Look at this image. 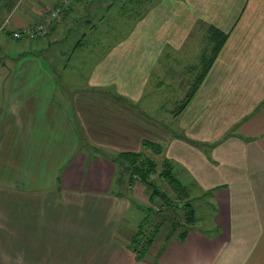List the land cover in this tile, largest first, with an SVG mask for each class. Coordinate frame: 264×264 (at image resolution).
Here are the masks:
<instances>
[{"label":"crops","instance_id":"crops-1","mask_svg":"<svg viewBox=\"0 0 264 264\" xmlns=\"http://www.w3.org/2000/svg\"><path fill=\"white\" fill-rule=\"evenodd\" d=\"M171 3L184 25L218 28L226 41L185 108L182 134L158 127L153 133L140 112L114 99L108 98L116 116L102 101L86 107L99 137L86 132V139L117 152L109 157L81 150L79 130L56 100L53 72L31 52L32 42L40 46L46 37L15 38L14 54L0 65V264H264V0ZM159 7L155 16L167 8ZM37 11H14L6 29L34 27ZM134 50L141 66L144 49ZM234 124L237 132L226 135ZM144 140L167 148L162 157L182 169L186 186L199 178L203 195L212 193L214 227L195 226L167 246L155 242L140 257L129 243L146 204L142 189L121 179L114 159L142 151Z\"/></svg>","mask_w":264,"mask_h":264},{"label":"rangeland","instance_id":"rangeland-1","mask_svg":"<svg viewBox=\"0 0 264 264\" xmlns=\"http://www.w3.org/2000/svg\"><path fill=\"white\" fill-rule=\"evenodd\" d=\"M171 2L175 0H0V65L5 64L8 56L14 54V46L18 43L10 29H6L9 28L8 23L4 21L6 17L16 10L22 13L27 10L32 12L33 9L38 10L39 16L42 17L44 13L63 8L61 16L55 19L54 24L58 27L45 36L47 41H43L40 46L32 42L31 52L38 54L53 72L57 82L56 100L68 110L79 130L81 150L85 154L89 152L104 157L117 153L103 146V141L97 147L86 139L89 136L95 141L99 138L92 130V122L86 119V107L94 108L102 101V104H109L107 111L115 116L118 114L112 110L108 98L138 113L143 111V117L150 122L149 129L154 128L153 133H157L158 127V132L182 134L185 113L183 106L197 78L203 73L206 64H209L214 42L211 39L212 28L197 23L191 25L189 22L184 25L181 9ZM159 6L167 8L155 16ZM156 39L160 42L159 45ZM22 41L30 43L29 38L25 36ZM140 44L144 49L141 66L136 65L140 56L135 55L134 50L135 47L140 49ZM123 83H126L129 89H125ZM118 96L122 99L125 96L126 104L120 102ZM129 101L133 104H129ZM93 110L95 114H99L97 109ZM237 128L236 124L229 127L231 130L226 135L236 133ZM149 129H145L144 136H151ZM107 138L113 141L111 137ZM163 150L162 156L165 157L167 148L164 145ZM144 151L153 158V152L146 149ZM162 160H157L158 172L152 176V180L159 186L160 193L169 196L173 206L172 210L165 209L166 218L159 220L164 224L155 234L158 247H163L164 244L167 246L179 236L182 225L186 223L185 212L179 210L177 213L175 208L178 204L183 207L188 203V198L177 194L173 185L159 177ZM176 175L185 177L181 168ZM188 179V195L189 199L193 200L196 211L194 225L200 230H212L214 209L210 207L211 202H208L210 195H203V186L200 184L199 187L197 183L199 178ZM142 199L149 205L148 195ZM163 204L165 203L162 198L157 199L156 208ZM198 219L201 220L200 223ZM128 221L127 217L124 225H128ZM177 226L178 233H175ZM172 231L174 237L166 242L165 237L171 235ZM145 232H153L149 222ZM141 246L142 244L138 249Z\"/></svg>","mask_w":264,"mask_h":264},{"label":"trees","instance_id":"trees-1","mask_svg":"<svg viewBox=\"0 0 264 264\" xmlns=\"http://www.w3.org/2000/svg\"><path fill=\"white\" fill-rule=\"evenodd\" d=\"M64 9L62 8L61 12ZM63 13V12H62ZM61 13V14H62ZM61 16V15H60ZM56 20L52 21L50 24H48V31L45 36L50 33L51 29L54 27V23ZM43 19L40 20L38 24L42 23ZM37 25L34 27H31L29 29H36ZM25 29L23 30H17L21 31L23 33ZM13 32V37L14 33ZM24 35H22L23 37ZM26 36V35H25ZM40 35L39 37H41ZM42 36V37H45ZM20 37V38H22ZM226 34L219 30L218 28L212 27V36L211 39L214 42V48H213V57L209 60V64H206V67L203 71V73L200 74V76L197 78V81L192 88V91L187 99V102L183 106V110L188 106L190 101L192 100L193 96L197 93L201 83L206 77L207 71L209 70V67L213 60L215 59L216 55L220 52L222 46L224 45L226 41ZM15 38V37H14ZM16 38V39H20ZM119 100H122L119 98ZM141 114H144L143 111H140ZM151 150L153 152V158L147 153H145L144 150ZM163 153V147L160 143H156L149 140L143 141V150L139 152H123L119 153L115 159L114 162L119 166L120 171V177L121 179H125L129 186H131V190H134L139 187V189H142L143 196L148 195L149 197V205L146 204V208L144 209L145 215L142 221L140 222L138 226V230L135 234L132 235V238L129 243V248L134 251L136 254H138L140 257H145L148 254V251H150L152 245L155 243V234L158 232L160 227H163L164 222H159L160 218H166L165 217V209L172 210V201L170 200L169 196L166 193H160V188L156 184L154 180H152V176L156 172H158V166L159 163L157 160L163 159L161 163V172L159 173V177L163 180H167L171 185L174 186V191L179 195H183L184 197L188 198L185 205L182 207V204L176 205V212L178 213L179 210H182L185 212V224L181 227V232L178 233V226L176 228L177 238L180 240H185L187 237L189 231L195 227L196 223V211L194 208V203L192 199H189L190 194V187L186 186L185 183L180 179L179 176L176 175L177 169L176 166L173 164V162L170 159L167 158H161ZM157 158V160H156ZM211 192H207L206 195H211ZM163 199L164 203L160 206V208H156V201L157 199ZM176 215L175 211L173 212ZM150 223L153 227V232L151 234H148L145 232L146 224ZM159 222V224L157 223ZM175 225V222H174ZM174 230V229H172ZM174 233V234H175ZM174 237L173 231L171 235H167L165 237L166 242H168L170 239ZM142 244L141 248L138 249L139 245ZM165 249L162 248L161 252H163Z\"/></svg>","mask_w":264,"mask_h":264},{"label":"built area","instance_id":"built-area-1","mask_svg":"<svg viewBox=\"0 0 264 264\" xmlns=\"http://www.w3.org/2000/svg\"><path fill=\"white\" fill-rule=\"evenodd\" d=\"M60 8H57L56 10H52L51 13H44L45 15H42L41 19H43V22L37 25L36 29H25L23 33L21 31H16L14 33L15 38H20L22 35H26L31 39H35L39 37L40 35L45 36L48 31V24H50L52 21H54L57 17L60 16Z\"/></svg>","mask_w":264,"mask_h":264}]
</instances>
